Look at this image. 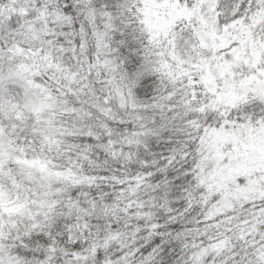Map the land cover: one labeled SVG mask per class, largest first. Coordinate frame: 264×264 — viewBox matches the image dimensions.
Returning a JSON list of instances; mask_svg holds the SVG:
<instances>
[{"label": "snow or ice", "instance_id": "snow-or-ice-1", "mask_svg": "<svg viewBox=\"0 0 264 264\" xmlns=\"http://www.w3.org/2000/svg\"><path fill=\"white\" fill-rule=\"evenodd\" d=\"M0 264H264V0H0Z\"/></svg>", "mask_w": 264, "mask_h": 264}]
</instances>
